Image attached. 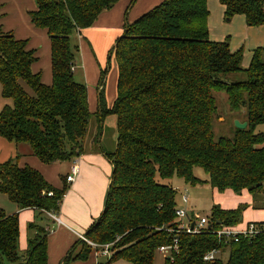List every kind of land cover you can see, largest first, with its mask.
<instances>
[{
	"label": "trees",
	"instance_id": "obj_1",
	"mask_svg": "<svg viewBox=\"0 0 264 264\" xmlns=\"http://www.w3.org/2000/svg\"><path fill=\"white\" fill-rule=\"evenodd\" d=\"M118 1L34 0L36 9L29 19L48 35L50 86L31 72L37 58L26 49V41L2 32L0 26V94L11 100L0 109V137L16 146L28 145L30 155L44 165L61 163L85 152L94 121L99 135L104 118L115 116V149L107 152L95 144L112 165L103 210L84 234L99 247L112 245V256L102 264H154L159 247L171 244L174 237L178 252L163 264H264V223H254L259 234L237 236V241L216 235L221 227L240 225L247 205L229 210L213 206L206 229L187 234L179 230L175 215L176 191L163 183L177 178L190 187L206 184L220 194L247 192L254 201L264 199V133L256 132L264 124V50H254L248 67L242 68L240 51L231 52L227 41L209 40L208 0H164L124 24L108 53L116 63V98L107 108L106 67L91 114L87 87L73 78L79 50L71 45V36L91 27ZM218 2L226 21L243 16L248 27L264 25V0ZM239 74L243 80H228ZM215 92L226 94L231 112L246 111V128L233 127L231 138L215 139ZM194 168L207 178L195 177ZM62 182L60 189L54 188L38 171L19 167L16 161L0 165V193L19 210L57 216L68 189L66 177ZM27 230L31 236L21 254L18 215L0 210V264H47V230L36 223ZM78 244L91 249L78 240L65 264L87 260L92 250L72 256ZM213 250H227L226 262L204 261Z\"/></svg>",
	"mask_w": 264,
	"mask_h": 264
},
{
	"label": "crops",
	"instance_id": "obj_2",
	"mask_svg": "<svg viewBox=\"0 0 264 264\" xmlns=\"http://www.w3.org/2000/svg\"><path fill=\"white\" fill-rule=\"evenodd\" d=\"M163 1L135 0L129 8L131 0H120L111 9L99 14L91 27L73 33L77 40L76 47L80 49H78L79 55L81 54L80 59L83 62L82 64L77 60L75 63V58L73 75L79 74L81 71V75H76L78 79H81V82L77 83L87 87L88 107L91 114L96 111L97 83L100 77L99 73L96 74V67L101 70L104 56L109 53L117 38L122 34L125 23L134 22ZM35 9L34 0H0V26L2 32L12 34L17 40L26 41V49L33 51L37 58L31 66V72L34 75H40L43 85L50 86L52 79L50 42L46 30L36 28L29 19V13ZM207 9L209 11L207 20L209 40L221 42L228 37L230 51L242 52L241 66L247 68L254 50H264V25L248 27L243 16H234L229 21H223L224 9L218 0H208ZM213 20H217L218 23H214L217 32L215 31L212 36ZM225 22L229 25H225ZM94 53L101 59L96 58ZM86 54H92L95 59L94 64L91 58L89 69L86 68L87 64L83 60ZM116 79L117 69L115 78L109 83L105 81L104 94L107 108L112 106L116 98ZM109 130L103 124L102 131L98 135L94 121L85 142V152L71 161L50 165H44L37 158L31 156L29 149L24 145L16 146L13 142L0 137V165L8 161H16L19 167L28 166L38 171L54 188L60 189L63 186L62 179L70 173L72 164H76L78 167L74 181L66 184L68 189L57 215L60 223L54 221L50 213L35 209L19 210L16 205H11L9 199L5 200L0 197V210L6 215H18L19 253L22 254L26 250L28 237L31 236V232H27V226L36 223L48 233L47 264H65L64 258L67 257L73 245L80 240L79 236H84L91 224L99 218L110 183L112 165L109 159L98 152V146L107 152L115 149L117 135L114 130L109 137V147L111 148H107L104 144L108 139ZM258 133H264V131ZM95 144L98 146L96 147ZM17 157L18 159H16ZM242 194H247V192H242ZM220 207L225 210L235 209L227 206ZM247 212L248 210L244 214ZM253 214L254 218L248 219L237 227H244L248 223H264V215ZM180 222L182 223V221ZM93 259L96 264L94 256ZM78 263L81 262L74 261L72 264Z\"/></svg>",
	"mask_w": 264,
	"mask_h": 264
},
{
	"label": "rangeland",
	"instance_id": "obj_3",
	"mask_svg": "<svg viewBox=\"0 0 264 264\" xmlns=\"http://www.w3.org/2000/svg\"><path fill=\"white\" fill-rule=\"evenodd\" d=\"M223 18H224V14H223ZM224 20L225 19H223V21ZM215 22L218 23L217 20L216 21L213 20L212 36L214 35L215 31L217 32V28L214 27ZM225 25H229V24L225 22ZM224 41H227L228 45H229V38L228 37H226L224 39ZM221 42H223V40ZM71 45L77 46V40H76L74 34H72V36H71ZM98 52H101V51L98 50ZM80 55H79V52H77L76 57H75L76 61L75 60L74 61L76 63L78 60L83 64L82 59H80ZM95 55H96V58L101 59V57H97V54H95ZM81 58H82V56H81ZM91 58L93 60V63L95 64V59H94L92 54H90V55L86 54L83 58L84 63L87 64V67H86L87 69L90 68ZM102 65L103 66L101 67V70H99V67H96V74L99 73V75H100V71H102L106 67H108V71H107V75H106V83L107 82L109 83L115 78V75H116V64H115L114 57L111 56L108 58V53H107L104 56ZM79 74L81 75V71ZM79 74L76 73L73 75V78L76 82H81V79H78L76 77V75L79 76ZM243 79H244V76L242 74L230 76L228 78V80L230 82L241 81ZM213 96L216 100V107H217L216 117L213 120V127H212L215 139H218L219 137L231 138L233 136L232 135L233 134L232 128L234 127V122L240 120L241 121V122L239 121L240 123H246L245 122L246 111L241 110L238 113L231 112L229 109V106H228L227 96L224 92H215V93H213ZM5 105H11V100L2 98V96L0 94V109L3 108ZM93 120L94 119L92 118L91 122H93ZM103 124H104L105 128L110 129L108 131V134H107L108 139L105 140L104 144H105V146H107V148H111V147H109V144H110L109 137H110L111 133L113 132V130L116 131L115 116L112 114L107 115L104 118ZM262 131H264V124L259 125L256 128L257 133L262 132ZM24 146L29 149L28 145H24ZM29 151H30V149H29ZM62 164L65 165L66 163H62ZM193 174L195 177H197L201 180H204L207 178L205 172L200 168H194ZM163 183L168 184L174 188V190L176 191V203H177L178 207L183 208L186 211V217L181 220L182 224H186L188 218L189 219L195 218L196 221H198L202 217L208 218V216L210 215L211 208L213 206H217V205H220L222 207L227 206L228 208L229 207L236 208L239 205H247V209L245 211L248 210V212L246 214H244L245 213V211H244V213H243L244 216L242 215V222L241 223L246 222L250 218H254L255 216L253 213H256V214L259 213L261 215H264V208L261 207L262 206L261 204H264V199L262 198V199H257L254 201L253 198L251 197V195H249L248 193H247L248 195L242 194V193H241V195H237V194H233L231 191L228 190V191L220 194L217 191L212 190L206 184L197 185L195 187H190V186H186L182 180L177 179V178H172L171 180L163 181ZM182 194H184L188 197V203L186 205L183 204L180 200V197ZM0 195H1L0 197H2V199H5V200L8 199L7 196H4L2 194H0ZM8 203H10V202H8ZM11 205H15V204H13L11 202ZM38 226H40V225H38ZM240 228H243V227H240ZM27 232L30 233L28 230H27ZM80 251H85V252L91 251L87 256V260L77 261V262H81L80 264H94L93 256L95 258V261L97 262L96 264H102V263H105L113 254V252L111 251L110 256H102L100 254V251L94 252L93 249L89 250L86 246H84L82 244H78L75 247V249L72 253V256L74 257ZM217 258L221 259L223 262H226V260L228 258V251L227 250L223 251L221 254L217 255ZM164 259L165 258L160 253H158V251H157L155 254L154 264H163ZM72 263H73V261H70V262H67L66 264H72ZM115 264H126V263L119 262V263H115Z\"/></svg>",
	"mask_w": 264,
	"mask_h": 264
},
{
	"label": "built area",
	"instance_id": "obj_4",
	"mask_svg": "<svg viewBox=\"0 0 264 264\" xmlns=\"http://www.w3.org/2000/svg\"><path fill=\"white\" fill-rule=\"evenodd\" d=\"M78 173V167L76 166V164H72L71 168H70V173L66 176V183L70 184L74 181V178L76 177ZM51 195V194H49ZM180 200L183 204H187L188 203V197L184 194L181 195ZM176 217L178 218L179 221H181L182 219H184L186 217V211L183 208L178 207L176 212H175ZM51 217L53 218L54 221L60 223L59 219L57 218V216L51 214ZM208 224V219L207 218H200L198 221L195 220V218H188L187 223L186 224H182L179 227L180 231H183L187 234H195V233H201L204 229H206ZM170 232L172 233H178L179 231H175V230H170ZM260 231L258 229V226L255 225L254 223H248L246 224L243 228H239V227H221L218 231H216V235L222 240V239H234L236 240L237 236H243V237H251V236H255L257 234H259ZM79 239L83 242H85L88 246L91 247V249L94 250V252H97V249H100V254L102 256H110V248L112 245L108 244V245H104V246H97L96 244L91 243L90 241H88L87 239H85L84 236H79ZM178 248H179V244H178V238L174 237L172 240V243L169 245H164L159 247V249L157 250L158 253H160L164 258H169L171 259V257L178 252ZM217 255H219V251L217 250H213L209 253H207L204 256V261H212L215 258H217Z\"/></svg>",
	"mask_w": 264,
	"mask_h": 264
},
{
	"label": "water",
	"instance_id": "obj_5",
	"mask_svg": "<svg viewBox=\"0 0 264 264\" xmlns=\"http://www.w3.org/2000/svg\"><path fill=\"white\" fill-rule=\"evenodd\" d=\"M247 124L246 123H240L239 121L234 122V128L238 130H244L246 128Z\"/></svg>",
	"mask_w": 264,
	"mask_h": 264
}]
</instances>
